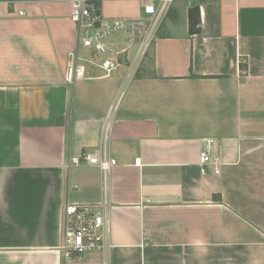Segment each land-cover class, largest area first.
I'll use <instances>...</instances> for the list:
<instances>
[{
    "label": "crops",
    "instance_id": "1",
    "mask_svg": "<svg viewBox=\"0 0 264 264\" xmlns=\"http://www.w3.org/2000/svg\"><path fill=\"white\" fill-rule=\"evenodd\" d=\"M100 12L142 17L137 0H100ZM126 37L107 42L127 48L115 71L84 62L69 85L70 0H0V264H63L68 184L74 203L105 201L110 227L102 250L64 264H264V0H175L142 58ZM106 123L104 194L97 168L67 166Z\"/></svg>",
    "mask_w": 264,
    "mask_h": 264
},
{
    "label": "built area",
    "instance_id": "2",
    "mask_svg": "<svg viewBox=\"0 0 264 264\" xmlns=\"http://www.w3.org/2000/svg\"><path fill=\"white\" fill-rule=\"evenodd\" d=\"M137 1L141 5L142 17L106 19L100 12V0H70V20L76 30V48L66 65L67 84L72 85L76 80L84 77L85 70L82 64L84 62L93 63L106 76L118 68L117 56L125 54L127 48L116 50L108 45L106 40L114 34L126 33L125 44L137 45L136 57L142 58L147 53L159 25L175 0ZM24 15L23 11H18V16ZM82 50L87 52V58H81ZM108 133L109 126L106 123L100 146L95 150L83 152L79 157L70 158L67 166L68 169L80 165L97 168L102 178L104 194L108 175L116 165V160L107 153ZM212 143L213 141L209 139L203 141L199 156V168L202 174H206L208 165L214 164L210 157ZM213 173H219L216 164ZM69 190L68 184L60 206L58 252L63 264L75 258H82L89 252L102 250L110 227L109 220L101 211L105 201L95 205L74 203L69 199Z\"/></svg>",
    "mask_w": 264,
    "mask_h": 264
},
{
    "label": "water",
    "instance_id": "3",
    "mask_svg": "<svg viewBox=\"0 0 264 264\" xmlns=\"http://www.w3.org/2000/svg\"><path fill=\"white\" fill-rule=\"evenodd\" d=\"M203 23L202 11L199 5L190 7L187 10V34L190 37L197 36L201 33V25Z\"/></svg>",
    "mask_w": 264,
    "mask_h": 264
},
{
    "label": "rangeland",
    "instance_id": "4",
    "mask_svg": "<svg viewBox=\"0 0 264 264\" xmlns=\"http://www.w3.org/2000/svg\"><path fill=\"white\" fill-rule=\"evenodd\" d=\"M162 23L159 25V28L161 27ZM159 28L157 30V32L159 31ZM118 34V33H117ZM109 39V38H108ZM108 39L106 40V42H108ZM152 42V41H151ZM151 45V44H150ZM125 47V46H124ZM135 48L136 45H132L131 49L129 50L128 54H131V56L133 55V53L135 52ZM116 49V48H115ZM116 50H120L116 49ZM99 57H103V56H99ZM81 58H87V53L85 51H81ZM121 63V62H120Z\"/></svg>",
    "mask_w": 264,
    "mask_h": 264
}]
</instances>
